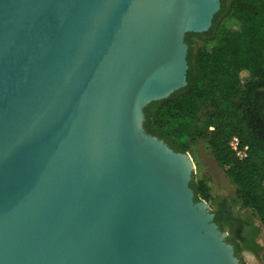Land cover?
Returning a JSON list of instances; mask_svg holds the SVG:
<instances>
[{"label": "water", "instance_id": "1", "mask_svg": "<svg viewBox=\"0 0 264 264\" xmlns=\"http://www.w3.org/2000/svg\"><path fill=\"white\" fill-rule=\"evenodd\" d=\"M222 0H0V264H242L195 159L145 127Z\"/></svg>", "mask_w": 264, "mask_h": 264}, {"label": "trees", "instance_id": "2", "mask_svg": "<svg viewBox=\"0 0 264 264\" xmlns=\"http://www.w3.org/2000/svg\"><path fill=\"white\" fill-rule=\"evenodd\" d=\"M231 19L243 25L234 36L228 35ZM214 25V30L187 34L188 84L148 104L145 127L177 151L205 140L235 185L237 202L256 212L264 225V0H222ZM195 36L202 40L198 46ZM233 135L250 145L244 159L230 146ZM191 185L196 200L210 199L205 180L193 179ZM238 232L228 240L240 248Z\"/></svg>", "mask_w": 264, "mask_h": 264}, {"label": "rangeland", "instance_id": "3", "mask_svg": "<svg viewBox=\"0 0 264 264\" xmlns=\"http://www.w3.org/2000/svg\"><path fill=\"white\" fill-rule=\"evenodd\" d=\"M242 28L243 25L238 20L231 19L228 21L229 36L236 35L242 30ZM201 41L202 40H199V43H201ZM246 79H250V77H246ZM189 152L194 157L196 163L193 179L196 182L205 180L210 186L211 197L207 201L210 202L215 208L217 206L216 203H220L221 200L222 203L227 206V208L232 207L234 216L237 219H240L238 215L239 210H241L243 215L247 216V218H250L259 226L261 236L264 240V225L259 215L252 209L242 207V205L237 202L235 185L226 175L224 167L217 162L215 157L210 152L206 141L198 140L195 143H192ZM233 206L237 208H233ZM228 226L232 227L233 229H236L237 227V225L234 223H229ZM237 229L234 231H237ZM263 253L264 247L259 252L246 251L244 256L246 264H264Z\"/></svg>", "mask_w": 264, "mask_h": 264}, {"label": "flooded vegetation", "instance_id": "4", "mask_svg": "<svg viewBox=\"0 0 264 264\" xmlns=\"http://www.w3.org/2000/svg\"><path fill=\"white\" fill-rule=\"evenodd\" d=\"M214 27H215V25L213 22V25L211 26V28L208 31L214 30ZM211 34H213L212 31L209 35H211ZM187 38H188V36H186V40H187ZM193 39H194L193 45L198 46L199 40H201L200 37L195 36ZM189 54H190V44H189L188 58H189ZM216 204H217V206L215 205L216 207L214 208L212 206V204L210 203L211 208H212L213 212L215 213V220L223 230L228 232V239L230 238V236L234 235L233 232L239 231L238 232V234H240L239 242L241 244L240 248H237L236 243H234L232 241H231V243L234 244L236 254L240 258L242 264H246L245 257H244L246 251L259 252L264 247V240L261 236L260 228L254 221H252L250 218H247V216L243 215L241 213V210H239V215H238L240 219H237L234 216V211H233L232 207L227 208V206L225 204H223L221 200H220V203H216ZM234 207L235 206H233V208ZM235 208H237V207H235ZM231 216H233V219H234L232 221L230 219ZM229 223H231V224L234 223L235 225H237L236 229L238 228L237 229L238 231H234L236 229H233L232 227L228 226Z\"/></svg>", "mask_w": 264, "mask_h": 264}, {"label": "built area", "instance_id": "5", "mask_svg": "<svg viewBox=\"0 0 264 264\" xmlns=\"http://www.w3.org/2000/svg\"><path fill=\"white\" fill-rule=\"evenodd\" d=\"M230 146L240 159H244L249 154L250 145L245 143L239 135L231 137Z\"/></svg>", "mask_w": 264, "mask_h": 264}]
</instances>
